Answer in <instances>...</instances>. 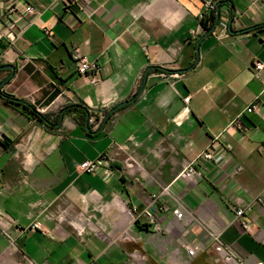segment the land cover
<instances>
[{"label": "crops", "instance_id": "0c3cea01", "mask_svg": "<svg viewBox=\"0 0 264 264\" xmlns=\"http://www.w3.org/2000/svg\"><path fill=\"white\" fill-rule=\"evenodd\" d=\"M205 1L0 0V264L264 263V205L251 230L233 209L264 199V0L219 2L210 30ZM75 104L87 122L63 114ZM23 105L62 116L49 129ZM103 154L107 179L79 167Z\"/></svg>", "mask_w": 264, "mask_h": 264}, {"label": "built area", "instance_id": "2783aa9c", "mask_svg": "<svg viewBox=\"0 0 264 264\" xmlns=\"http://www.w3.org/2000/svg\"><path fill=\"white\" fill-rule=\"evenodd\" d=\"M220 1L221 0H206L205 9L199 15V18L200 19L206 18L207 14L210 11L214 10ZM26 11L29 13H32L34 11V7L31 4H28L26 6ZM219 25H221L222 27H226L227 20L226 19L219 20ZM0 42H1V32H0ZM72 58L75 62L76 70L79 74H86L90 76V80L92 83H96L98 81L99 73H100V65L96 61L89 60L86 57V55L83 52H81V50L77 46H74L73 48ZM255 66L257 69H261L263 68L264 64L262 62H256ZM189 99H190V95L185 96L184 102L185 103L188 102ZM257 109H258V104L253 103L250 106H248L247 111L252 112ZM202 155L204 158L208 160H212L214 162H219L223 157L222 153L214 154L213 152L209 150H205L202 153ZM105 160H106V155L103 154L94 160L86 159L82 161L79 167L82 170H85L88 172H97V170L102 169L103 177L107 179L110 176V169L105 165ZM181 175L186 179L196 180L197 178L201 176V171L198 169L195 162H192L182 171ZM253 202H260L264 205V199L261 195H259L252 202H249L245 206H239V207L233 208L234 213H235V217H234L235 220L239 221L242 227L247 230H251L253 226L248 221V219L244 217V214L247 209L251 208V205ZM173 213L179 219L183 217V205L180 202H178L177 206L173 208ZM30 229H42L43 230V226L40 222L35 221L28 227H20L17 230L21 233H24ZM210 233L214 240L215 249L217 251L224 252L225 258L232 259L233 255L231 254L227 245H225V243L222 241L221 233L220 232H210ZM196 249H197L196 246H189L188 253L190 255H193L195 254ZM256 264H264V263L262 261H259Z\"/></svg>", "mask_w": 264, "mask_h": 264}, {"label": "trees", "instance_id": "16d2710c", "mask_svg": "<svg viewBox=\"0 0 264 264\" xmlns=\"http://www.w3.org/2000/svg\"><path fill=\"white\" fill-rule=\"evenodd\" d=\"M222 2L223 0L220 1V3ZM215 21H216V8L207 14L206 18L202 20V23L205 29L210 30L212 26L214 25ZM11 102L19 104L18 100L12 99ZM23 106L30 110L32 117L38 123L46 126V128H49V129L56 128L60 120V117L62 116V113H59L57 117L51 118L48 114L41 113L31 106H28V105H23ZM62 112L63 114L75 113V115H78L79 117V118L77 117L78 120L82 122H87L91 114L88 108L83 104L69 105L66 108H64Z\"/></svg>", "mask_w": 264, "mask_h": 264}, {"label": "water", "instance_id": "95a60500", "mask_svg": "<svg viewBox=\"0 0 264 264\" xmlns=\"http://www.w3.org/2000/svg\"><path fill=\"white\" fill-rule=\"evenodd\" d=\"M219 18H220V5L218 4L217 5V15H216V23L219 21ZM0 69H11V73L9 74L8 77H10V75H12L15 71V65L14 64H3L0 66ZM5 78V80L8 79ZM5 80H3L1 83H0V86L5 82ZM124 102H121L119 103L116 107H114L112 110H114L115 108H117L118 106L122 105Z\"/></svg>", "mask_w": 264, "mask_h": 264}]
</instances>
